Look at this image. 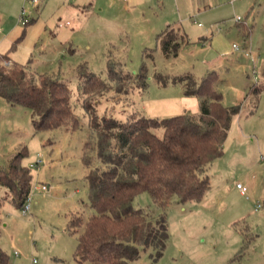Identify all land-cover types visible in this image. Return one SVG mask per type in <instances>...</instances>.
<instances>
[{
    "label": "rangeland",
    "instance_id": "obj_1",
    "mask_svg": "<svg viewBox=\"0 0 264 264\" xmlns=\"http://www.w3.org/2000/svg\"><path fill=\"white\" fill-rule=\"evenodd\" d=\"M223 2L227 10L220 9L217 25L210 27L203 10L193 13L182 0H0V63L25 66L35 82L40 74L61 80L71 91L80 123L77 130L67 123L66 128L35 131L29 110L0 98V169L23 151L22 164L31 177L26 217L13 206L12 191L0 185V248L9 261L19 252L17 237L33 227L45 249L52 247L55 229L66 230L77 243L81 229L69 234L68 221L72 216L86 220L91 213L82 161L88 118L81 107L83 73H77L83 66L109 87L89 99L96 113L122 123L132 114L150 119L197 114V98L184 96L182 84L172 80L190 75L199 82L211 70L217 72L214 89L222 105L240 107L222 155L208 168L210 185L202 200L182 204L172 198L165 209L168 240L162 256L155 259L148 249L130 264H264V91L247 94L264 69V0ZM22 10L26 25L19 22ZM167 24L177 39L183 31L192 42L176 57H165L156 40ZM143 65L144 90L137 88L135 77ZM109 67L123 76L112 80ZM156 75L168 84L162 86ZM91 160L96 165L95 157ZM237 183L247 189L245 195ZM133 205L150 216L159 212L146 193L137 195Z\"/></svg>",
    "mask_w": 264,
    "mask_h": 264
},
{
    "label": "trees",
    "instance_id": "obj_2",
    "mask_svg": "<svg viewBox=\"0 0 264 264\" xmlns=\"http://www.w3.org/2000/svg\"><path fill=\"white\" fill-rule=\"evenodd\" d=\"M248 36V33L246 34ZM190 42L177 39L175 31L167 26L158 34L162 54L176 57ZM184 45V46H185ZM2 58L8 59L7 55ZM109 76H123L122 71L109 67ZM82 72L83 75H79ZM85 99L82 108L88 118V135L82 148L86 167L87 199L91 213L86 220L72 216L67 224L69 234L81 232L73 253L80 264H130L140 251L152 249L155 259L162 256L168 232L165 209L170 200L179 203L200 202L209 188L207 174L212 162L222 155L232 119L239 106L225 107L222 95L214 88L218 81L212 71L199 82L184 75L172 83L182 84V94L198 100L197 114L183 113L164 119H150L131 115L127 122L99 116L89 100L105 90V82L78 67ZM85 73V74H84ZM162 86L168 80L156 75ZM138 89L147 87L143 65L135 74ZM264 91V69L261 81L248 88L247 94ZM81 93V94H82ZM0 98L9 106H18L31 113L35 131L80 128L78 117L71 106V91L59 79L40 74L35 82L25 66L0 63ZM95 157L96 165L91 158ZM24 153L19 152L10 161L7 170L0 169V185L11 190V202L21 208L31 191L29 169L22 164ZM148 194L159 212L147 215L133 205L134 198ZM0 264H8L0 250Z\"/></svg>",
    "mask_w": 264,
    "mask_h": 264
},
{
    "label": "crops",
    "instance_id": "obj_3",
    "mask_svg": "<svg viewBox=\"0 0 264 264\" xmlns=\"http://www.w3.org/2000/svg\"><path fill=\"white\" fill-rule=\"evenodd\" d=\"M177 1H179V0H176V2ZM182 2H183L182 3L183 7H185V8L188 7V8L193 9L192 10L193 13L197 12V14H198L201 10H203L202 12H204L207 15L206 18L208 17L207 19H209L208 21L211 23L210 27L217 25L216 18L220 17L219 16L220 12H222L223 10L225 11V9L227 10V8L222 7L223 6L222 4H224L223 0H182ZM85 8L90 9V5L85 6ZM210 8H213V10ZM222 8H223V10H220ZM211 10H212V12H209ZM77 14H79V13H77ZM65 23H66V21L64 22V25H65ZM197 25L199 27H202L201 24H197ZM62 26L63 25L61 24L60 27H62ZM167 26L171 27V24H167L166 27ZM180 29H182V28L180 27ZM180 29H179V31H180ZM182 34L184 35L185 38L188 39L187 35L183 31H182ZM244 35H246V34H243V36ZM247 38H248V36H244L243 39L245 42L247 41ZM205 41H206V39H202L201 42L203 43ZM185 46H188V45H185ZM185 46H182V48H184ZM246 51H248V50H246ZM7 57L10 58L9 56H7ZM11 61H13V60H11ZM42 64L44 65V63H42ZM38 66L39 65H37V67ZM212 71L217 73L215 70H211V72ZM252 71H256L254 69V67H253ZM9 163H10V161L8 162L7 168L2 169V170H7L9 167ZM0 206H1V203H0ZM13 206H15V205L13 204ZM15 208H17V207L15 206ZM17 209H21V208H17ZM28 213H29V211H28ZM28 213L26 215H23L22 213L21 214H22V216L26 217L28 215ZM4 227H6V225ZM55 230L57 232L55 231V233H54V237H53L54 241H53L52 247H49L47 249H45L44 246H41V245L39 246V244L36 240V238H37L36 237V229H34V227L32 230L30 229L27 232L26 236L24 234L19 235V237H17V239H16V244H15V247H16V249L17 248L19 249L18 250L19 252L14 251L13 252L14 255H13V257H11L10 261H9V258L7 257L8 264H32V262H31L32 258H36L38 261V264H80L74 259V256H73V253H74V250H75L77 243H74L73 241H71L66 230H57V229H55ZM29 239H30V241H29ZM36 243H37V245H36ZM1 249L2 248H0V250ZM1 251L4 253L3 250H1Z\"/></svg>",
    "mask_w": 264,
    "mask_h": 264
},
{
    "label": "built area",
    "instance_id": "obj_4",
    "mask_svg": "<svg viewBox=\"0 0 264 264\" xmlns=\"http://www.w3.org/2000/svg\"><path fill=\"white\" fill-rule=\"evenodd\" d=\"M31 1H32V3H37V2H38V0H31ZM25 18H26V17H25V11L22 10L21 13H20V16H19V22L22 23L23 25H26V24L28 23V20L25 19ZM235 21H236V22L239 21V18L237 17V18L235 19ZM60 26H61V24H60ZM233 48H234V49H237V46H236V45H233ZM1 64H2L3 66H6V67L10 66V63H9L8 61H3V63H1ZM254 73H256V72H253V74H254ZM254 78H256V75H255ZM40 163H41V161L37 159V160H36V166H39ZM236 189L239 190V192H240L241 195H245L246 192H247V189H246L244 186H242L240 183H237V184H236ZM258 206H259V205H258ZM28 211H29V198H27V199L25 200L23 206L21 207V213H22L23 215H26V214L28 213ZM31 262H32V264H38V261H37L36 258H32V259H31Z\"/></svg>",
    "mask_w": 264,
    "mask_h": 264
}]
</instances>
